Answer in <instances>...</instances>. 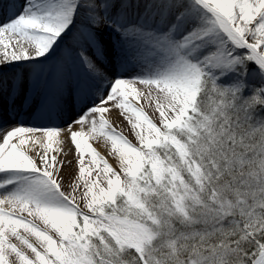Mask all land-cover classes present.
I'll list each match as a JSON object with an SVG mask.
<instances>
[{
    "label": "snow or ice",
    "instance_id": "snow-or-ice-1",
    "mask_svg": "<svg viewBox=\"0 0 264 264\" xmlns=\"http://www.w3.org/2000/svg\"><path fill=\"white\" fill-rule=\"evenodd\" d=\"M10 3L0 264H264V0ZM19 63L33 68L9 77ZM65 103L79 109L62 128L51 114ZM113 108L135 143L106 118ZM45 115L52 126L33 124Z\"/></svg>",
    "mask_w": 264,
    "mask_h": 264
},
{
    "label": "bare ground",
    "instance_id": "bare-ground-1",
    "mask_svg": "<svg viewBox=\"0 0 264 264\" xmlns=\"http://www.w3.org/2000/svg\"><path fill=\"white\" fill-rule=\"evenodd\" d=\"M11 11H12V8H11L10 0H0V18L4 17L5 15H10ZM65 54H67V53H65ZM53 63H55V61H48V62L44 63L45 73H47L49 71V68L51 67V65ZM69 64L72 68V71H71L72 81L75 82L78 79L83 81L85 79V74H84L83 69L79 68L78 64H72L71 60L69 61ZM111 67H112V65H109V68H111ZM31 68H33V65H31L29 63H19V64H12V65L8 66L4 71L9 77H11L13 75V73L25 71V70H28ZM135 70L136 69H134V68L131 69L132 72H134ZM29 79H34V75L30 73ZM138 87H139V85H138ZM46 92H48V87H47L45 81L43 79H41L39 84L32 91L29 92V96L30 97L34 96L37 100H39L40 97ZM146 105L147 104L144 105L145 108H146ZM149 108L150 107L148 106V109ZM78 109H79L78 103L75 106H73L71 103H65L63 106L62 114L60 116H57L55 114V111H53L51 114V120L54 121L53 119H55L56 117H61L64 114L65 115L69 114V115H66L65 118L58 120L59 122L54 121L56 125L63 128L66 126L64 124V122L70 121L71 118H74V113ZM10 112L15 114L13 111H10ZM10 112L9 113L6 112V114L10 115ZM20 118L21 119H27L28 117L22 115ZM106 118H108L110 120V122L113 124V126H115L117 128L118 131H121L124 135H126L131 140L132 132H131L130 126L127 124V121L124 120L123 116L119 113L118 110L113 108L109 113L106 114ZM4 119H5V113H0V122H3L5 124V126H9L13 122V121H10V119H7V117H6V122L4 121ZM33 124H35L36 126H52L49 123V117L47 115H45L43 118H40L39 121H37L36 118H33ZM90 143H92L93 146L95 148H97V150L109 160V163L112 164L113 167H117V161L114 159V157L109 155V146L102 139L91 140ZM64 148H65V151L69 152L67 159L73 161L71 167H66L62 173V175L65 177V186H66L67 181H68V177L72 173L75 172V168H76L75 159H74V156L72 155V152L74 151V149H73V146L68 142L66 136H65ZM117 170H118V168H117Z\"/></svg>",
    "mask_w": 264,
    "mask_h": 264
},
{
    "label": "rangeland",
    "instance_id": "rangeland-1",
    "mask_svg": "<svg viewBox=\"0 0 264 264\" xmlns=\"http://www.w3.org/2000/svg\"><path fill=\"white\" fill-rule=\"evenodd\" d=\"M145 110L149 113L150 116L153 117V119H156V115L154 114V109H153V108L150 107V108L148 109V105H146ZM157 122H158V120H157ZM120 127H121V126H120ZM131 141H132L133 143H135V139H134L133 135H131Z\"/></svg>",
    "mask_w": 264,
    "mask_h": 264
}]
</instances>
